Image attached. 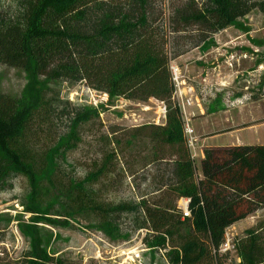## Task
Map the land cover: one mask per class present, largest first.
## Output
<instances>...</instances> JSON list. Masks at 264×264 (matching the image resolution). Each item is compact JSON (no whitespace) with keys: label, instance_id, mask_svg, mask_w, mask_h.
<instances>
[{"label":"trees","instance_id":"1","mask_svg":"<svg viewBox=\"0 0 264 264\" xmlns=\"http://www.w3.org/2000/svg\"><path fill=\"white\" fill-rule=\"evenodd\" d=\"M254 9L264 11V1L15 0V17H0V64L34 78L83 83L110 98L164 104L163 124L107 127L112 135L126 130L115 138L118 145L129 134L147 139L155 154L169 149L171 157L155 200L108 211L137 220L144 244L164 250L173 264H264V219L234 237L231 249L222 247L228 227L264 208V144L206 147L197 172L170 73L173 60ZM94 117L93 109L74 106L37 82L18 96L0 92V192L19 175L38 180L26 140L36 144L62 128L55 149L66 152ZM180 198L188 199V217L178 208ZM3 234L0 228V240ZM0 264L63 262L33 236L20 258L0 250Z\"/></svg>","mask_w":264,"mask_h":264},{"label":"rangeland","instance_id":"2","mask_svg":"<svg viewBox=\"0 0 264 264\" xmlns=\"http://www.w3.org/2000/svg\"><path fill=\"white\" fill-rule=\"evenodd\" d=\"M5 15L15 17V0H0V17ZM185 54L183 61L174 63L182 76V97L177 99L185 106V122L191 120L186 123L196 141L188 148L197 172L206 137L223 145L264 144V11L252 10L202 48ZM192 69L198 73L192 74ZM206 73L210 78L204 81ZM36 82L74 106L93 109L98 117L82 126L79 143L66 152L55 149L62 128L41 136L36 144L26 140L38 180L19 175L11 188L0 192V250L20 258L34 236L63 264H173L164 250L144 244L137 220L108 211L120 203L153 201L160 194L170 150L155 154L147 139L129 134L120 137L118 145L115 138L126 130L112 135L107 127L163 124L161 103L110 98L83 83L34 78L28 71L0 64V92L18 96ZM263 219L260 208L228 227L227 249L234 237Z\"/></svg>","mask_w":264,"mask_h":264},{"label":"built area","instance_id":"3","mask_svg":"<svg viewBox=\"0 0 264 264\" xmlns=\"http://www.w3.org/2000/svg\"><path fill=\"white\" fill-rule=\"evenodd\" d=\"M170 73H171V79H172V82L174 85V95L176 97V100L179 101L178 99L182 97V89H181L182 76L180 74V70H179L178 66L175 65L174 63L170 64ZM186 102L189 103V100H186ZM178 105H179L180 109H182L181 111H183L184 107H185L184 104L183 103L179 104V102H178ZM160 112L162 114V117L165 118L166 109H165V106L163 103H161ZM186 122L184 124V134H185V137L187 140V146L189 148H194V143H195L196 139L193 137L192 128L187 124L188 122L187 123ZM178 208L181 210L183 217L189 216L188 199L180 198L178 200ZM223 245H224V246H222L223 250H225L229 247L228 242L226 244H223Z\"/></svg>","mask_w":264,"mask_h":264},{"label":"crops","instance_id":"4","mask_svg":"<svg viewBox=\"0 0 264 264\" xmlns=\"http://www.w3.org/2000/svg\"><path fill=\"white\" fill-rule=\"evenodd\" d=\"M188 54H185V55H182V56H180V57H178V58H176L175 60H173L172 61V63H176V62H181V61H183V59H185V57L187 56ZM192 74H196V73H198V69H192V72H191ZM201 74H202V72H201ZM210 77H209V73H206V76H204V78H203V80L204 81H207L208 79H209ZM189 89H193V84H189ZM159 103V102H158ZM161 103V102H160ZM187 119V117H184V119ZM187 122L189 123H191V120H187ZM227 131H229V132H232L231 130H227ZM226 131V132H227ZM217 135H220V134H214L213 136H217ZM210 137H212V136H210ZM210 137H206V138H204L205 140H204V147L206 148V147H228V146H232V145H237V144H226V145H223V144H218V143H212V142H209V141H212V138H210ZM203 150H200V158H199V160L203 157V152H202Z\"/></svg>","mask_w":264,"mask_h":264}]
</instances>
